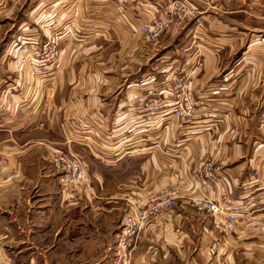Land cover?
I'll return each mask as SVG.
<instances>
[{"label": "crops", "instance_id": "1", "mask_svg": "<svg viewBox=\"0 0 264 264\" xmlns=\"http://www.w3.org/2000/svg\"><path fill=\"white\" fill-rule=\"evenodd\" d=\"M165 1L0 0V264H122V215L180 180L183 197L142 230L130 264H264V0H187L194 18L146 44L138 28ZM57 35L55 62L18 66L19 42ZM188 73L206 107L184 126L132 116L145 81ZM50 143L86 163L87 184L63 190ZM203 157L223 162L232 199L262 200L232 241L187 200Z\"/></svg>", "mask_w": 264, "mask_h": 264}, {"label": "built area", "instance_id": "2", "mask_svg": "<svg viewBox=\"0 0 264 264\" xmlns=\"http://www.w3.org/2000/svg\"><path fill=\"white\" fill-rule=\"evenodd\" d=\"M195 10L186 0H166L157 17L139 26V32L146 42H156L164 33H175L193 18ZM58 35L49 38L41 45L24 42L18 48V66H45L55 62L58 54ZM194 68L203 66L199 51L194 53ZM144 90L131 96L129 104L132 116L161 114L169 116L179 127L184 126L195 115L196 111L206 107V99L202 90L196 86L191 73L183 76L173 75L165 87L156 88L146 85ZM43 124L39 122V126ZM49 158L60 174V183L65 192H69L76 184H87L86 163L72 155L52 149ZM6 157L0 153V166ZM223 162L203 157L197 161L191 176L193 193L187 200L199 212L209 214L226 240H232L236 234L240 220L252 214L262 202L253 192L244 190L238 198H231L221 186L218 172ZM188 184V182H187ZM184 181L171 182L142 202H132L122 217V225L117 242V253L122 264H130L131 252L142 230L160 215L174 210L183 197ZM188 188V187H187ZM209 193V190H212Z\"/></svg>", "mask_w": 264, "mask_h": 264}, {"label": "rangeland", "instance_id": "3", "mask_svg": "<svg viewBox=\"0 0 264 264\" xmlns=\"http://www.w3.org/2000/svg\"><path fill=\"white\" fill-rule=\"evenodd\" d=\"M186 1H187V0H186ZM187 2H188V1H187ZM193 15H194V16L196 15L195 12H194ZM194 16H193V18H194ZM3 28L6 30V29H9V28H12V26L9 25V24H7V25H5ZM180 31H181V29L178 30V31H176L175 33H164L163 35H161V36L156 40V42H153V43L146 42V41L144 40L143 36H142V38H143L144 42H146V44L155 45V44L158 43V41L160 40V38H161L162 36L167 35V36L170 37V38H175V37L180 33ZM24 42H27V43H36L38 46L41 45V42L39 41V39H37V40H33V39H28V40H27V39H26V40H23L22 42H19L17 47L19 48L20 46H23V45H24ZM49 145H50V146H49ZM49 145L47 146V147H48V148H47V151H48V152H47L48 162H49L51 168H53L54 170H56L55 167L53 166V164L51 163L50 158H49V153L51 152V150H52V149H57V150H59V151H61V152H63V153H66V154H72V153H70V152H68V151H65V150H63L62 148H59V147L55 146V144H53V143H50ZM72 155H74V154H72ZM74 156H76V155H74ZM76 157H77V156H76ZM78 158H79V157H78ZM56 171H57V170H56ZM57 172H58V171H57ZM253 194H255V193L253 192ZM255 196L258 198V196H257L256 194H255ZM238 197H239V196H238ZM238 197H237V198H238ZM234 199H235V198H234ZM176 205H177V204H176ZM192 207H193V206H192ZM193 211H194L195 213H198V214H201V215L207 216V217L209 218V221H210L209 226H212V228H214L215 231H217V232L215 233V235L217 236L218 239H220V240L222 241L223 238H224L223 233L219 230L218 226L215 225V223L213 222L212 217H211L209 214H205V213H201V212H199L195 207H193ZM124 214H125V213H124ZM124 214H123V215H124ZM123 215H122V217H123ZM122 217H121V220H122ZM121 225H122V222L120 221L119 232H120V229H121ZM119 232H118V234H117L116 243H115L116 249H117V242H118ZM222 236H223V238H222ZM233 239H234V238H233ZM233 239H232V240H233ZM137 240H138V239H137ZM137 240H136V242H137ZM232 240H228V241H232ZM224 241H225V240H224ZM134 248H135V246H134ZM134 248H133V251H134ZM133 251L131 252V257H132Z\"/></svg>", "mask_w": 264, "mask_h": 264}]
</instances>
